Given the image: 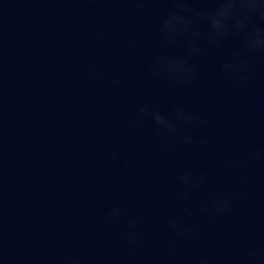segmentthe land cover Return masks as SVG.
I'll list each match as a JSON object with an SVG mask.
<instances>
[{
    "label": "clouds",
    "instance_id": "9594fccd",
    "mask_svg": "<svg viewBox=\"0 0 264 264\" xmlns=\"http://www.w3.org/2000/svg\"><path fill=\"white\" fill-rule=\"evenodd\" d=\"M143 5L163 2L170 5L166 14L161 18L155 31V41L162 48L183 49L187 57L197 58L208 54V49L222 47L226 41L234 40L237 47L230 51L228 58L220 64V71L231 80L237 88H244L254 77L260 63L264 62V0H132ZM211 3L212 8L192 5ZM203 29V30H202ZM92 31L98 36L103 34L93 26ZM129 46L136 44L133 35L126 37ZM150 76L157 81L176 84L190 83L198 76V64L191 62L185 56L170 55L158 51L155 59L146 65ZM84 74L92 83L107 79L112 86L119 85L116 73L105 77L94 63L84 68ZM66 75V74H61ZM123 107V105H120ZM225 119L232 120L228 113ZM146 120H150L156 134L160 137L162 153L173 151L176 145L188 148L207 150L213 142L207 136L195 137L190 129L206 127V118L190 109L174 106L171 115H166L150 103L138 104L133 117L126 122L130 133H135ZM239 131V125L234 123ZM113 160L119 159V153L111 151ZM125 166L132 167L131 160L124 161ZM256 164H264V135L260 143L247 145L243 156H229L223 161L226 172H239L241 189L236 192L216 190L211 193L209 202H193L191 193L205 183L207 171H185L175 176V181L184 191L180 194L183 202L181 211L184 217L192 218L197 215H208L211 221L229 216L234 211L237 201H245L250 193L246 189L253 185L255 177L247 174ZM165 170V175H167ZM125 219L126 228L120 234V240L125 246V255L119 264H145L139 257L138 250L143 243L141 235L142 221L132 215L126 208L115 206L110 208L102 224ZM168 239L161 255L151 264H179V247L181 243L196 246L200 239V229L189 226L180 217L167 220ZM262 242H252L247 245L243 255L233 258L229 264H264V233ZM4 260L3 244L0 240V261ZM43 264H84L81 256L67 254L61 257L48 256ZM185 264H217L216 260L205 255L189 258Z\"/></svg>",
    "mask_w": 264,
    "mask_h": 264
}]
</instances>
